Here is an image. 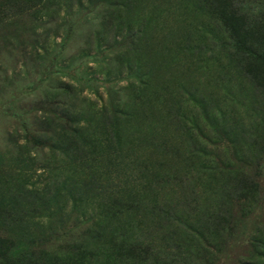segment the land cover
I'll use <instances>...</instances> for the list:
<instances>
[{"label": "rangeland", "instance_id": "rangeland-1", "mask_svg": "<svg viewBox=\"0 0 264 264\" xmlns=\"http://www.w3.org/2000/svg\"><path fill=\"white\" fill-rule=\"evenodd\" d=\"M228 9L220 0H0V206L15 215L0 212L12 241L0 264H264V147L250 149V194L230 206L220 193L240 172L230 152H246L224 148L219 131L231 128L241 144L264 133L248 79L211 49ZM42 119L52 134L24 144ZM170 211L204 234L214 226L215 249Z\"/></svg>", "mask_w": 264, "mask_h": 264}, {"label": "trees", "instance_id": "trees-1", "mask_svg": "<svg viewBox=\"0 0 264 264\" xmlns=\"http://www.w3.org/2000/svg\"><path fill=\"white\" fill-rule=\"evenodd\" d=\"M221 1L224 2L225 4H228V8H229L225 14H222L219 17V21L222 23L221 27L223 29V33L225 34V36L216 37L214 39L215 43L212 46L213 48L211 49L220 48L223 51H226L227 60L230 61V63L237 64L239 66V71L242 72L243 75H245V77L248 79L252 90L255 92V93L253 92L255 95V99L253 100V102H255L256 108H258L257 113H260V115L262 116V118H260L259 120H260V125H262L261 130L264 131V68L254 67L252 65V62L254 61L259 62V63H264V37L262 38L263 40H260L261 42H263L261 43V46H257L256 44H254L256 42H253L256 30L259 31V28H255V25L261 24L262 22H259V20L260 18L264 17V0H252V3H254L253 6H249L246 10L245 9L243 10V7H244L243 3H237L236 6H234L232 3H230V0H226V1L220 0V2ZM212 3L214 4L215 2L212 1ZM102 4L106 5L103 2ZM78 6L79 8L82 7L80 4ZM28 13L22 14L21 16L23 15L27 16ZM256 17L257 19L255 20ZM249 60H251V62H249ZM74 80L76 82H91L92 81L91 79H88L86 81V78H83L81 75L76 76ZM55 88L61 89L59 87H55ZM63 88L66 91H68V87H63ZM44 125H45V122H43V119L37 120V124H36L37 129L30 131V132L24 130L23 131L24 132V138H23L24 144L36 145L42 140L41 137L43 135L45 134L49 135V133L52 134V131L54 130H52L50 127H49L50 130H48L45 128L46 125L45 126ZM233 138H234V134L231 128H227L225 130L224 135H222V133H220L219 131V136L218 138H216L217 140L219 139L226 144L224 148H227V149L229 148L230 150H233L235 147L243 145V148L245 149V152H246V154L241 152L238 154V156L234 152H230L231 161L237 163L240 167V172L235 176L236 177L235 181L238 184L232 181V185L227 184L226 186L220 189L221 197H223L227 201L226 205H230V206L233 203H238L241 199H243L244 197H247L251 192V189H250L251 185L244 184V181L247 179L245 172H247L248 170H252V176L250 177L252 179L255 177L253 175H256L257 173V172H254V169L257 166V162H254V158H256L257 156L254 153L250 152V149L253 148L251 150H256V147H262V148L264 147V140H261L262 138H264V133L262 136H259V140L256 141V144L253 141L247 142L246 138L244 139L243 144L239 142L236 143L235 139ZM217 160L221 161L219 158ZM217 163L219 162L217 161ZM146 171L147 169L144 170L143 172L146 173ZM250 177L248 176V178ZM240 180L242 181L241 184H240ZM251 181L253 182V180ZM143 182H145L144 179H143ZM142 186L145 187V183L142 184ZM111 191L112 192H108L109 195L111 196L118 195V193L113 192L114 190H111ZM112 198H113L112 200H114L115 197H112ZM122 200L123 199H121V201ZM2 211L7 213L10 216V219H13L15 216L14 210L12 208L11 210H8V209H4L3 206H0V212ZM171 213H173L172 218H173L174 223L177 224L178 226L179 225H181V227L183 226L184 228L192 232L196 237H198L199 242L203 244L202 248L204 249L208 248L207 250H210V251L215 249V245L213 244L214 238H212L213 230L211 229V228H214V226H210V228H208L207 230L208 233L204 234L203 233L204 231L201 232L200 230L197 229L198 228L197 224L182 220V218L176 212H171ZM218 213L221 214V216H223L226 213V209L223 205L222 207L220 206ZM167 216L171 217L170 215H167ZM96 222H97L96 224L93 223V227H95L97 229L95 231L98 232L99 230H102L103 228L100 229L101 228L100 221H96ZM95 234H96L95 232L87 233L86 241L87 240L88 242L92 241V239L94 238L93 235ZM231 234L232 233H230V231L227 232V235H231ZM31 241L35 244L34 240H31ZM229 241L230 239L228 238V243ZM252 241L254 243L259 244V242L255 239H253ZM42 243H43V240L42 242H40V244L29 245L28 248H36V249L41 250L40 248L42 246L41 245ZM11 244H12V241L8 239L7 236H2L0 234V260L6 256L5 254H7L8 251L10 250ZM164 250L165 251L162 252V255H164L165 253H174L176 250V247L172 246V247L165 248ZM177 253L178 254L176 256L180 257L178 250H177ZM65 255L66 254H63V256ZM170 257H174V256H170ZM183 258H186V256ZM171 259L173 260V258ZM62 260H66V257H63Z\"/></svg>", "mask_w": 264, "mask_h": 264}]
</instances>
